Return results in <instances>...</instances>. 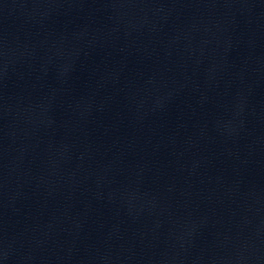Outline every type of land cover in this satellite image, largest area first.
Returning <instances> with one entry per match:
<instances>
[{
  "label": "water",
  "instance_id": "water-1",
  "mask_svg": "<svg viewBox=\"0 0 264 264\" xmlns=\"http://www.w3.org/2000/svg\"><path fill=\"white\" fill-rule=\"evenodd\" d=\"M0 264H264V0H0Z\"/></svg>",
  "mask_w": 264,
  "mask_h": 264
}]
</instances>
